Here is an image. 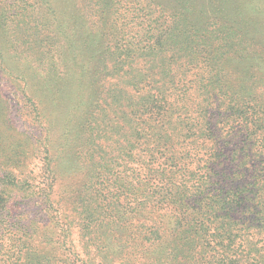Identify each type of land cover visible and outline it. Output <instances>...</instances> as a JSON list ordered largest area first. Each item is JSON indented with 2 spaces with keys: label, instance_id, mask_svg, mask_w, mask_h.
Wrapping results in <instances>:
<instances>
[{
  "label": "trees",
  "instance_id": "16d2710c",
  "mask_svg": "<svg viewBox=\"0 0 264 264\" xmlns=\"http://www.w3.org/2000/svg\"><path fill=\"white\" fill-rule=\"evenodd\" d=\"M209 3L0 0V74L43 130L48 209L57 177L87 179L60 218L79 264H264V0ZM7 201L0 186V264H77Z\"/></svg>",
  "mask_w": 264,
  "mask_h": 264
},
{
  "label": "rangeland",
  "instance_id": "374dc122",
  "mask_svg": "<svg viewBox=\"0 0 264 264\" xmlns=\"http://www.w3.org/2000/svg\"><path fill=\"white\" fill-rule=\"evenodd\" d=\"M200 6H206L210 4L211 0H197ZM63 10L67 14H72L76 18L77 15L71 12L68 7L62 6ZM65 14V16L67 15ZM64 15V14H62ZM51 17V14H48ZM68 15L66 16L67 19ZM69 23L70 21L67 20ZM78 21V20H77ZM84 21V20H83ZM84 28H87L86 21H84ZM80 25L81 22L78 21ZM4 57L0 56V65L4 62L10 63L13 59L8 58L7 54ZM6 65V64H5ZM8 80L6 75L0 74V96L4 98V102L7 104L6 113L11 118V123L6 126H0V178L4 176V180H0V186L3 189L4 194L8 199V206L17 214L21 213L24 223L34 224L41 227L38 230L37 243L43 247V250L48 252H54L57 256L71 254L77 264L83 262V258L88 253L86 248L87 244L84 243V239L79 230L77 224L72 227V234H65L63 224L61 222L62 209L71 208L76 205L78 200L77 195L74 194V190L78 191L83 188L84 182L87 180L85 176L79 173H72L70 176H59L55 179L53 185V191L51 196L53 198H62L61 206L58 203V211L48 209V199L46 197L47 183L50 182V178L46 174V164L48 159L42 152L43 147L41 142L37 143L39 147H33L31 140L32 137H38L42 134L39 122L32 120L33 117L23 115L21 108L23 101L21 100V92L17 87ZM91 101V100H90ZM89 100L87 101V103ZM89 106L85 107L87 111ZM1 111V109H0ZM76 116V115H75ZM64 115L60 116L61 120ZM31 118V119H30ZM83 121V120H82ZM81 121V122H82ZM61 124V123H60ZM62 129L60 125L51 131V140L54 148H57V138L62 136ZM55 137H57L55 139ZM55 139V141H54ZM52 148V146H51ZM64 160L60 161L62 163ZM51 165H56L52 162ZM25 183L27 192H31L32 195L25 196L23 191H17L14 183ZM69 188V192H63V189ZM122 211L123 208L119 207ZM120 217L123 213L120 211ZM121 221L118 225V229H122ZM137 223V222H136ZM62 225V227L60 225ZM138 225L133 223V228ZM71 235V241L68 242ZM66 241V245L63 243ZM120 248L118 244H115L113 249ZM118 249V251L120 250ZM92 253V252H91Z\"/></svg>",
  "mask_w": 264,
  "mask_h": 264
}]
</instances>
